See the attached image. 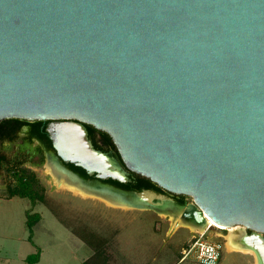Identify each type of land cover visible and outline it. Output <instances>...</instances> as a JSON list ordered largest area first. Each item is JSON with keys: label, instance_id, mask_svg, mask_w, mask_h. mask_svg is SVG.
<instances>
[{"label": "water", "instance_id": "95a60500", "mask_svg": "<svg viewBox=\"0 0 264 264\" xmlns=\"http://www.w3.org/2000/svg\"><path fill=\"white\" fill-rule=\"evenodd\" d=\"M11 118L50 120L57 156L89 175L133 171L194 204L95 193L252 229L242 243L264 264V0H0V122Z\"/></svg>", "mask_w": 264, "mask_h": 264}, {"label": "rangeland", "instance_id": "374dc122", "mask_svg": "<svg viewBox=\"0 0 264 264\" xmlns=\"http://www.w3.org/2000/svg\"><path fill=\"white\" fill-rule=\"evenodd\" d=\"M22 142L21 137L18 143ZM18 143H0V152L7 155L11 169L33 171L39 184L37 190L45 197H10L8 187L17 183L16 177L7 168L0 170V264H30L29 256L37 252L40 260L34 264H85L95 251L74 233L73 229L82 228L105 239L101 247L103 264H169L181 244L187 245L201 233L182 223L183 211L174 215L153 207L112 204L100 196L76 191L55 178L48 162L31 166L26 150L14 155ZM187 204H194L192 196L187 197ZM38 215L30 227L28 220ZM238 227L225 231L213 225L203 232L210 240L225 243L226 264H234L228 252L244 256L246 261H237L238 264H259L252 251L228 249L230 230Z\"/></svg>", "mask_w": 264, "mask_h": 264}, {"label": "trees", "instance_id": "16d2710c", "mask_svg": "<svg viewBox=\"0 0 264 264\" xmlns=\"http://www.w3.org/2000/svg\"><path fill=\"white\" fill-rule=\"evenodd\" d=\"M21 119L18 118H11V119H5L3 121L0 122V143L5 140V139H11L13 137H15V131L17 128H19L21 126ZM32 125L29 134L27 135V140L28 141H34L35 139L39 140V145H38V149L43 150V149H54L53 144H52V140L47 136L46 133H44L43 131L41 132V130H39V125H41L43 123L42 120H33L32 122H30ZM86 126L88 127L89 131H90V135H93V132L95 131H100L103 135V139L106 142H112V137L105 131L102 130H97L94 126L86 124ZM94 144L97 146V143L94 142ZM119 156V154H118ZM120 157V156H119ZM121 159V157H120ZM7 155L5 153H1L0 152V170L1 169H5L7 168V171L10 175L13 174L10 166H9V161H7ZM8 162V163H7ZM70 166L73 169H76L80 172H82L83 174L87 175L88 173L86 172V170L80 166H77L73 163H70ZM23 171H25L30 177L32 182L28 183V185H26L24 183V180L21 181L20 184L18 185H11L10 186V197H13L15 195H30L33 199H35V197H39L42 200H44V193L40 192L37 190V185L38 184V180L37 177L35 176V173L30 170L25 168V170L23 169ZM16 173H19V171H15V176H18ZM134 174L137 175V179L136 181H130L129 183H122L120 181L117 180H113V179H108V182L122 187V188H126L128 190H141L144 188H154V189H159V186L154 183L150 178H147L146 176H143L141 174L135 173ZM42 189V187L40 188ZM39 215L37 216V218L35 220H28V225L30 227H32L34 221L39 219ZM74 233L77 234L78 236H80L87 244L88 246H90L91 248L94 249V253L85 261V264H103L105 263L104 258L102 257V253H101V247L104 246L105 244V239L102 238L101 236H99L97 233L89 231L88 229H81V231H77L76 229H73ZM29 263L30 264H34L35 262H38L40 260V253L37 252L35 254H32L29 256L28 258Z\"/></svg>", "mask_w": 264, "mask_h": 264}, {"label": "flooded vegetation", "instance_id": "af4514ba", "mask_svg": "<svg viewBox=\"0 0 264 264\" xmlns=\"http://www.w3.org/2000/svg\"><path fill=\"white\" fill-rule=\"evenodd\" d=\"M21 120H22L21 126L16 129L15 137H13L11 139H5V140H3L1 142V144L9 143L11 145V144H14V143H18L19 139L22 137L23 138V142L22 143H18V146H19L18 151H16V153H14V155H17L18 153L26 150L27 153H29L28 157L30 159L29 160L30 161V165L31 166H36V167L44 165L45 162H48V165L52 166L53 161H55L63 169H66L67 171L75 174L76 180H77L76 182L78 183V185L83 187L84 189L89 190V192L82 191V190H79V189H74V190L92 194L94 192L93 191L94 187L97 188V186L111 184V185H113V186H115L117 188H121V189H124V190H127V191H132V192H138V191L149 189L151 191L156 192L157 194L164 195L165 197H167L168 199H171L172 201H174L177 204L184 205V206L188 205L187 204L188 195H185V194H174V193H171V192H168V191L164 190L161 187H159V189L144 188V189H141V190H132V189L128 190L126 188H122V187L116 186V185L108 182V179L107 180H101V179H98L95 175H89V174L85 175L82 172H80V171H78L76 169H73L70 166V163L64 162L60 157L57 156L55 149H43V150H40V149H38V145H39V140L38 139H35L34 141H31V142L28 141L26 137L29 134L30 129L32 127L31 126L32 124L30 122H32L33 120H25V119H21ZM49 123H50V120L43 121V123L41 125H39L38 128H39V130H41V132L43 131L44 133H46L47 136L50 138L49 132L47 131V127H48ZM89 136H90V139L92 140L93 144H94V142L97 143V146L94 144V146L97 149L114 155L123 164V161L119 157L120 154L118 152V149H117L116 145L114 144L113 139H112V142L104 141L103 135H102V133L100 131L93 132V135L92 134L90 135V131H89ZM118 154H119V156H118ZM23 164L24 163H22L21 165H23ZM123 166L125 167L124 164H123ZM52 168H55V167L52 166ZM11 170L13 172L12 175H14V176H15V171L18 170L19 173H16L18 176H15L17 183L16 184H9V187H8L9 191H10V186L11 185H13V186L18 185L23 180H24V183L26 185H28V183L32 182L31 177L26 172L25 173L23 172V168L11 169ZM136 179H137V175L134 174L133 171H129L128 172V181L125 182V183H129L130 181H134L135 182ZM91 189H93V190H91ZM26 196L32 198L30 195H24V197H26ZM239 228L242 229L244 234H250V233L253 232L252 229L247 228L245 226H239ZM222 229H224L225 231L228 230L227 228H222Z\"/></svg>", "mask_w": 264, "mask_h": 264}, {"label": "built area", "instance_id": "2783aa9c", "mask_svg": "<svg viewBox=\"0 0 264 264\" xmlns=\"http://www.w3.org/2000/svg\"><path fill=\"white\" fill-rule=\"evenodd\" d=\"M206 232L196 235L182 250V260L190 259L200 264H219L225 251V243L210 240Z\"/></svg>", "mask_w": 264, "mask_h": 264}, {"label": "bare ground", "instance_id": "6f19581e", "mask_svg": "<svg viewBox=\"0 0 264 264\" xmlns=\"http://www.w3.org/2000/svg\"><path fill=\"white\" fill-rule=\"evenodd\" d=\"M52 166L55 167L54 164H52ZM52 166L50 165V170L52 171V173L54 174L55 178L59 182H61L62 184H65L66 186H70L73 189H79V190H82V191L89 192V190L84 189L83 187L79 186L78 183L76 182V180H73L72 178H70V176L67 173L59 171L56 167L55 168H52ZM91 190H93V189H91ZM92 194H95L97 196H100V197L106 199L108 202H110L112 204H121V203H118V201H116L115 199H111V198H109L107 196H102V195H100L98 193H95V192H93ZM164 209L167 210L168 208H164ZM160 212H164V211H160ZM180 220H181V218H180ZM182 220H183L182 221L183 224L190 225L195 230L198 229L199 232H203L205 230V227H199L197 224H193L190 221H186L183 217H182ZM209 222H210V224H212V226L215 225V226H218V227H224V226H222L220 224H217L212 219H210ZM243 237H244V232L242 231L241 228L238 227V228H235V229H231L230 230V234L228 236V242H227L228 249L231 250V251L232 250H241V249L248 250V249H246V247L242 243V240L241 239ZM249 251H251V250H249Z\"/></svg>", "mask_w": 264, "mask_h": 264}, {"label": "crops", "instance_id": "0c3cea01", "mask_svg": "<svg viewBox=\"0 0 264 264\" xmlns=\"http://www.w3.org/2000/svg\"><path fill=\"white\" fill-rule=\"evenodd\" d=\"M183 247H184V245H182V244L179 246V250H178V253H177L178 255L174 259H172L169 264H197L195 261L190 260V259H185V260L181 259V257H182L181 250H182ZM227 257L234 264H238L237 261H240V260L241 261H246V259L243 258L244 256L242 254H238V253H230V252H228V256ZM225 259H224V256H222V259H221L219 264H226L227 260H225ZM247 261L249 262V260H247Z\"/></svg>", "mask_w": 264, "mask_h": 264}]
</instances>
